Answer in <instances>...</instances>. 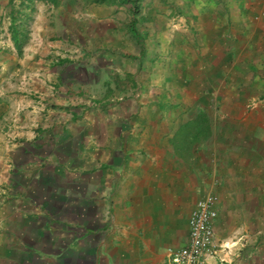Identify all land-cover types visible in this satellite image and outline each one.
<instances>
[{"label": "crops", "instance_id": "1", "mask_svg": "<svg viewBox=\"0 0 264 264\" xmlns=\"http://www.w3.org/2000/svg\"><path fill=\"white\" fill-rule=\"evenodd\" d=\"M75 1L0 36V264H168L210 195L264 264V0Z\"/></svg>", "mask_w": 264, "mask_h": 264}, {"label": "built area", "instance_id": "2", "mask_svg": "<svg viewBox=\"0 0 264 264\" xmlns=\"http://www.w3.org/2000/svg\"><path fill=\"white\" fill-rule=\"evenodd\" d=\"M217 198L197 200L188 216V237L180 248L168 250V264H230L232 245L215 239Z\"/></svg>", "mask_w": 264, "mask_h": 264}, {"label": "trees", "instance_id": "3", "mask_svg": "<svg viewBox=\"0 0 264 264\" xmlns=\"http://www.w3.org/2000/svg\"><path fill=\"white\" fill-rule=\"evenodd\" d=\"M35 2L57 6L60 3V0H9L8 2L11 9L9 12L8 32L18 56L22 54L23 46L29 37L27 23L30 20V14L34 11L33 4ZM16 5L21 8L17 9V7H15ZM22 8L24 9L22 10ZM25 9H28L29 13L25 12Z\"/></svg>", "mask_w": 264, "mask_h": 264}, {"label": "rangeland", "instance_id": "4", "mask_svg": "<svg viewBox=\"0 0 264 264\" xmlns=\"http://www.w3.org/2000/svg\"><path fill=\"white\" fill-rule=\"evenodd\" d=\"M61 1H64L65 3L66 2H76L75 0H60ZM8 2L9 0H0V8H2V14L3 16L1 15V20H0V36L3 38L5 36H7V26H8V22H9V12H10V6L8 5ZM17 4V2H16ZM33 12L30 14V20L29 22L27 23L28 24V30L29 32H33V26L35 24V21L36 20H39V18H41V25H48L50 28H54V21L51 22V19L49 17V14H51V8L49 6H51L50 4H45V3H42V2H35L33 4ZM60 6V5H58ZM17 7V5L15 6ZM18 8H21V7H17ZM24 8H22L23 10ZM23 12V11H22ZM25 12L29 13V10L28 9H25ZM49 17V18H48ZM43 18H47L49 21H45L46 23L49 22L48 24H45L43 22ZM40 25V22L39 24ZM51 30V29H50ZM47 31V30H46ZM46 34V33H45ZM30 36V35H29ZM52 38V37H51ZM50 38V39H51ZM38 43V42H36Z\"/></svg>", "mask_w": 264, "mask_h": 264}]
</instances>
